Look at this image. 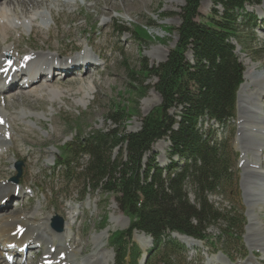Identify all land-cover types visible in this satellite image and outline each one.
I'll list each match as a JSON object with an SVG mask.
<instances>
[{
	"label": "rangeland",
	"instance_id": "374dc122",
	"mask_svg": "<svg viewBox=\"0 0 264 264\" xmlns=\"http://www.w3.org/2000/svg\"><path fill=\"white\" fill-rule=\"evenodd\" d=\"M112 1L115 3L114 7L106 6L105 0H48V5L51 3L53 7L52 12L46 9V3H44L42 6L31 8L27 14L19 13L18 17L11 12L15 11V4L0 6V11L3 8L7 13L14 15L8 19L6 17L1 19L3 22L8 20V25L11 27L7 44L12 45L13 43L19 47L21 52L30 50L48 52L51 49L52 53L59 55L60 53L69 54L68 59L71 61L73 56L81 54V51L76 50H84L90 55L95 54L94 49L86 45V38L95 37L96 42L107 47L104 53L107 64L97 69L98 73L102 72V76L101 79L99 75L94 76L100 80L95 83V86L93 85L90 98H85L83 93L75 92L79 84H85L82 82L89 80L86 82L88 84L92 79H83L82 75L86 71L83 67H78L83 70L79 73L73 72L71 78L67 77L68 80L62 79V75H57V70L53 76L55 78L52 79L50 76L53 73L47 75L45 73V77L42 76V80L39 79L41 84L59 86L63 90L73 89L74 93L69 92L62 99L55 97L52 99L46 91L36 93L30 91V87L23 84L24 81L19 77L12 79L11 84L20 87L23 85L24 93L18 92L16 96L15 94H0V104H4L7 108L10 118L9 130L6 131L10 137L0 154V183L4 185L11 181L15 185L14 191L0 201V215L35 213L43 220L49 215L51 217L59 215L66 222L67 219L69 220L68 212L77 209L74 211L76 218L72 220L73 233L76 236V246L82 251L76 256V260L82 262L83 258L86 259L97 252L94 236L110 228L105 247L106 251L113 254V264L115 251L109 242V237L117 227L129 226V222L125 221L127 216L120 209L115 194L105 193L100 188L93 189L92 184L87 183L81 167L86 163V156L74 163L72 177H67L64 170L56 165L59 160H63L60 156L65 154L67 148L75 145L74 138L79 134L86 135L92 129L114 128L115 125L108 120V115L118 106V103L122 104L129 98L131 102L128 106L139 110V115L131 116L127 121L121 120L116 127L126 128L128 132L138 131L142 126L143 117L160 106L161 96L153 88L156 78L139 74L140 62L143 60L149 67L157 65L166 60L170 50L175 48L178 35L176 32L167 33L165 27L180 25V11L185 5V0H145L146 3L142 6L138 2L144 0ZM93 4H96L95 7ZM19 7L17 6L18 12H21ZM216 8L220 15L222 8ZM262 8L264 9V0L247 5L244 11L247 18L242 20L243 24L239 27L242 34H245L244 46L237 41L234 42L237 46L236 53L239 60L245 67L244 83L247 86L244 92L246 95H252L258 84V78L264 77V14H261ZM214 13L215 5L212 0H201L197 19L204 21ZM160 15L165 17L161 19ZM19 16L22 18L20 19ZM248 18L251 19L249 23L245 22ZM33 24L36 25L34 29ZM143 24L145 26L152 24L149 28L151 37L142 39L131 37V32L138 25ZM49 29L53 31L54 37L52 38H50ZM121 29H126L128 32L122 33ZM74 34L81 37L77 43L72 40ZM3 43L2 40L0 49ZM81 45L83 48L79 47ZM13 49L14 56L23 55L15 51H18V48L11 47V50ZM101 60L100 58L99 63L103 62ZM255 63L257 68L253 69ZM28 64L29 62L24 61L16 68H27ZM130 74L136 76L137 81H133ZM76 77L79 80L81 78L82 82H75ZM22 111L27 115H23ZM242 120L237 103L236 116L228 124L222 126L215 124L219 140L225 139L231 146L230 156L234 178L230 186L222 189L223 194H213L210 200L222 210L236 209L244 225L240 227L236 239L231 242L226 241L222 244L217 240L214 242L197 240V244L189 245L188 258L192 264H211L209 260L213 258H222L228 262L227 256L219 251L220 248H223L231 257L233 264L244 263L251 259L253 251L258 253L256 259L262 261L257 264H264V248L260 245L252 247L248 239L250 217H255L264 224V208L256 210L250 208L252 200L248 195L249 186L245 181L243 168L246 153L238 139L242 133L239 130ZM205 126H208V122ZM65 143L67 145L64 147ZM169 146L167 139H161L153 144L151 151L145 154V158L155 157L159 164L167 165ZM32 153L34 156H31ZM118 153L119 148L116 147L111 155L116 156ZM246 155L247 158L254 160L251 151H248ZM15 161L23 162L18 183L12 180L17 174ZM260 163H264V152L261 154ZM188 194L190 201L195 202L196 198L190 187ZM13 199L16 201L11 203ZM115 219L121 220L122 224L115 225ZM50 223L51 219L49 220L51 228ZM220 229V225L211 227L208 230L209 237L220 235ZM141 233L135 231L133 241L142 249V245L135 238L137 235H145ZM43 239L45 242L28 244L24 252L20 250L13 252L11 257L9 256L8 259L4 257V259L10 264H23L25 255H27L29 261L27 264H40L50 246L47 242L49 238Z\"/></svg>",
	"mask_w": 264,
	"mask_h": 264
},
{
	"label": "trees",
	"instance_id": "16d2710c",
	"mask_svg": "<svg viewBox=\"0 0 264 264\" xmlns=\"http://www.w3.org/2000/svg\"><path fill=\"white\" fill-rule=\"evenodd\" d=\"M212 1L215 13L200 21L201 0H185L180 25L165 27L167 33L178 35L175 48L157 65L149 67L141 60L139 74L156 78L153 88L162 99L158 108L143 117L141 128L131 132L116 128L121 120L140 114L128 106L131 100L127 98L108 115L114 128L79 134L75 145L57 162L56 167L72 177L74 163L86 156L81 167L87 183L115 194L120 209L129 216V228L110 237L115 264H138L140 250L132 243L134 230L153 237L146 264H191L184 245L172 232L224 244L235 239L242 226L236 209L222 210L210 200L215 193L223 194L222 189L234 178L231 146L225 139L219 140L213 124L206 130L202 126L207 119L224 125L235 117L245 68L234 42L244 46L245 34L239 27L247 18L246 5L260 0ZM216 7L222 8L220 15ZM151 25H138L131 32L134 39L150 38ZM189 51L193 62L187 57ZM130 78L137 81L132 74ZM161 139L170 142V163L165 167L155 157L144 159ZM116 147L119 153L113 156ZM189 187L195 202L189 199ZM219 225L221 234L209 238L208 230Z\"/></svg>",
	"mask_w": 264,
	"mask_h": 264
},
{
	"label": "bare ground",
	"instance_id": "6f19581e",
	"mask_svg": "<svg viewBox=\"0 0 264 264\" xmlns=\"http://www.w3.org/2000/svg\"><path fill=\"white\" fill-rule=\"evenodd\" d=\"M105 1L106 6L114 7L115 3H113L112 0ZM130 1L134 2V0ZM47 2L48 0H0V6H10L12 4H15V11L11 12H14V15L18 17L19 13L27 14V12L30 11L31 8H34L35 6H42L44 3H46V9L52 12L53 7L50 5L51 3H49L48 5ZM140 3L142 6V4L145 5L146 1H139L138 4ZM95 5L96 4H93L94 7ZM17 6H20V10H22L21 12H18L19 9L17 8ZM104 13L106 12L104 11ZM261 14H264L263 8L261 9ZM14 15H12V13H7L6 10L1 8L0 42L3 40L4 43L2 44L0 49V94H15L16 96L18 92L24 93L22 88L24 86H12V81L9 84L6 82V79L10 78L11 75H13V79L15 78V72L10 66H8L7 62L11 60L13 61L12 66L15 67L21 66L24 61L29 62L27 68H16L20 71L25 72L26 75L29 77H33V75L40 72L38 77H33L34 81L32 84H30V91L34 93H36L37 91H46L52 99L54 97L56 99H62V97H65L67 93L70 92V94H72L74 92L73 89L70 88L63 90L59 86L44 83L41 84L39 79L42 80L41 78L42 76L45 77V73L46 75L48 73H51L53 71V68L56 66L59 69L56 72L57 75H62V79L66 78L68 80V78H71V76L73 75V72L79 73L81 70H83V68L78 69V67H86L85 74L82 76L85 80L92 78L91 82H88V84H86V82L89 80H87L86 82H82L81 78L79 80L76 77L75 82L81 81L85 84H79L75 92L83 93L85 98H90V93L93 89V85L95 86V83L98 82L102 76V72L99 71L98 73L97 69L99 67H102L103 65L106 66L107 64V58H105L104 56V53L107 49L106 45H102L100 42H96L95 37L86 38V45L91 46L94 49L95 54L89 55L85 53L84 50H77L81 51V54L73 56L71 61H69L68 59V57H70L69 54L60 53L59 55L58 53H52L50 51L51 49L48 50V52H44V50L40 52L35 50L21 52L19 47L15 46L13 43L12 45L7 44V39L9 38V32L11 27H9L10 25H8V20H5V22L1 21V19H4L5 17L8 19L10 16ZM2 22L3 24H1ZM33 25L32 28L34 29L36 25ZM49 30L50 38L54 37L52 29ZM106 33L108 34L107 31ZM80 39L81 37L75 34L72 35V40L74 42L77 43ZM11 47L18 48V51H15L18 52L19 55V52L23 53V55L14 56V49L11 50ZM79 47L83 48V45ZM48 48L50 47L48 46ZM100 58L103 60L102 63H99ZM5 67L7 68L6 70ZM252 68H257V64L255 63ZM95 75H99L100 79L97 80L98 78L94 77ZM53 78L55 77H52V79ZM258 79V84L255 86L252 95L245 94L244 88L245 86H247V84L244 83L241 89L239 90L238 96L240 98L238 102L240 109V118L243 119L239 129L242 133L240 138L238 139L242 144L245 153L247 154L248 151H251L254 159L251 160L247 158L246 154H244L246 157L243 165L245 171L244 177L246 179L245 181L249 186V198L252 200L250 204L251 210L264 208V163H260L261 154L264 152V105L262 104L264 103V77ZM7 113V108L4 106V104H0V154H2L1 151L4 150V146H6L8 141V135L5 132L9 130L10 118ZM22 114L27 115V113H24L23 111ZM31 156H34V153H32ZM254 184L257 186H255ZM14 189L15 185H13L11 181H8L4 185L3 183H0V201L10 195L11 192L14 191ZM76 210L77 209H74L73 211L68 212L69 220H66L65 229L61 233H58L49 227V220L51 219V215H49L45 220L38 217L35 213H13L11 215H0V264H10L6 259L9 258V256H11L13 252H18V250H22L28 244L32 245L35 243L45 242L43 241V238L45 237L49 238L47 242L50 246L42 257L40 264H112L113 254L106 251L105 247L107 244V237L110 228L105 229L103 232L98 233L94 236V243L96 245V249L98 250L97 252H95L93 255L88 256L86 259L83 258L82 262L76 260V256L82 251L80 248H77L78 246H76V236L73 233L72 220L76 218V214L74 212ZM250 219L251 222L249 224L248 231L249 242L252 247L260 245L264 248V224L261 220L255 217H250ZM120 221L119 219H117L115 221V225L122 224V222L120 223ZM125 221L126 223H128L126 219ZM109 227L112 228V226ZM179 237L181 240H183L186 244L190 246L197 244V240L195 242V239L193 238L186 236ZM135 238L142 245L143 251H146L147 248L150 246V239L148 238V236L137 235ZM104 247L105 250L103 249ZM256 254L258 256V253L253 252V257L251 259H248L244 263L241 262L240 264H257L258 262L261 263L262 261L256 259ZM4 257H6V259H4ZM28 262L29 261L26 258L23 264H27ZM210 262L211 264H228V262L224 261L222 258H213L209 260V263Z\"/></svg>",
	"mask_w": 264,
	"mask_h": 264
},
{
	"label": "water",
	"instance_id": "95a60500",
	"mask_svg": "<svg viewBox=\"0 0 264 264\" xmlns=\"http://www.w3.org/2000/svg\"><path fill=\"white\" fill-rule=\"evenodd\" d=\"M16 167L18 169V174L15 177H13V181H15L17 183L19 181V177L21 176V162H18L16 164ZM52 225L58 231L61 232L64 229V219L61 216H56V217L53 218Z\"/></svg>",
	"mask_w": 264,
	"mask_h": 264
}]
</instances>
